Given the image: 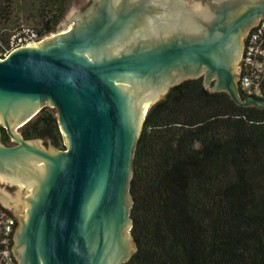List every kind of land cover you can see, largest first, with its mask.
Returning <instances> with one entry per match:
<instances>
[{"label": "water", "instance_id": "obj_1", "mask_svg": "<svg viewBox=\"0 0 264 264\" xmlns=\"http://www.w3.org/2000/svg\"><path fill=\"white\" fill-rule=\"evenodd\" d=\"M189 7L204 9L182 11ZM260 16L264 0H87L61 24L73 21L71 28L0 58V122L20 141L0 143V175L26 184L15 199L0 189V200L14 214L17 202L28 207L19 214L22 264L132 257L130 181L149 109L202 72L211 90L264 107L236 82L240 35ZM195 23L193 39H185L184 27ZM45 103L58 109L65 151L15 132Z\"/></svg>", "mask_w": 264, "mask_h": 264}, {"label": "trees", "instance_id": "obj_2", "mask_svg": "<svg viewBox=\"0 0 264 264\" xmlns=\"http://www.w3.org/2000/svg\"><path fill=\"white\" fill-rule=\"evenodd\" d=\"M66 1L0 0V54L24 29L51 31ZM39 8L41 27L25 24ZM22 134L66 148L47 106ZM133 167L137 249L124 264H264V107L186 79L149 109Z\"/></svg>", "mask_w": 264, "mask_h": 264}, {"label": "built area", "instance_id": "obj_3", "mask_svg": "<svg viewBox=\"0 0 264 264\" xmlns=\"http://www.w3.org/2000/svg\"><path fill=\"white\" fill-rule=\"evenodd\" d=\"M40 38L35 30L24 29L13 36L11 46L1 58L7 57L14 49L30 45ZM239 69L241 94L264 98V17L251 28L246 36ZM17 224L18 216L0 200V264H18L12 248Z\"/></svg>", "mask_w": 264, "mask_h": 264}, {"label": "rangeland", "instance_id": "obj_4", "mask_svg": "<svg viewBox=\"0 0 264 264\" xmlns=\"http://www.w3.org/2000/svg\"><path fill=\"white\" fill-rule=\"evenodd\" d=\"M86 1H87V0H67L66 3H65L64 6H63V11H62V13H61V18H60V20H59L56 24H54L53 29H52L51 31H48V32H47V31L43 32L42 35L40 36L41 38H40L38 41L33 42L32 44H34V43H38V42H42L45 38L53 37V36L57 35L58 33L62 32V31H65V30H67L68 28H71V27L73 26V21L69 22V23L67 24L66 27H63L61 24H62L64 21H66V20L70 17V15H71L76 9H78L79 7H81ZM185 1H186L187 3H192V2H194V1H191V0H185ZM54 6H55V7H53L54 9L57 8V5H54ZM40 11H41L40 8H39L38 10H36V17H35V19H31V20L25 21V24H27V25H29V26H34V27H36V28H40V27H41V24L38 23V21L41 19V16H40L41 13H40ZM1 57H2V55L0 54V58H1ZM240 61H241V60H240ZM236 66H237L236 71H240V69H238V68H239L238 63H236ZM214 83H215V80L211 81V83H210L209 86H210V87H213V86H214ZM166 94H167V93H165V94L163 95V97H164ZM163 97H162V98H163ZM162 98H161V99H162ZM44 106H47V107H49V108H52V109L56 110L57 115H58V109H57V107H56L55 105H51V104L45 103ZM44 106H43V107H44ZM36 115H37V114H36ZM36 115H35V116H36ZM35 116H34V117H35ZM58 119H59V118H58ZM0 124H2V123L0 122ZM2 125H3V124H2ZM5 126H6V125H5ZM7 130H8V128H7ZM15 132H16V133L19 132L20 135H23V134H22V127H21V128H17V127H15ZM32 140H42V141L38 142L39 147H41V146H45L46 149H49V141H50V140H46V139H44V138H33ZM0 143H2V144L5 145V146H16V145L20 144V141H17V140H15V139H13V137L10 135V137H9L8 140H7V142L4 141V140H2V139H0ZM50 143H51V145H52L53 147H55V148H57V149H60V150H63V151H65V150H67V149L69 148V146L65 143V141H64V143H65V145H66V148H59V147L55 146L51 141H50ZM19 184H23L24 186H26L25 183H22V182H11V181L5 179L4 177H2V176L0 175V189H3L8 195H10V197H11L12 199L17 198L18 193H17L16 191L22 189L21 186H20ZM17 207H18V208L20 209V211H21V212H19V214H26V211H27L28 207L25 208L24 203L17 202ZM19 214H16V215L18 216V218H19ZM19 226H20V224H19ZM128 233L131 234V229H130V228L128 229ZM132 241H133V243L136 245L135 240L132 239Z\"/></svg>", "mask_w": 264, "mask_h": 264}, {"label": "flooded vegetation", "instance_id": "obj_5", "mask_svg": "<svg viewBox=\"0 0 264 264\" xmlns=\"http://www.w3.org/2000/svg\"><path fill=\"white\" fill-rule=\"evenodd\" d=\"M205 3H208V1H210V0H203ZM217 3L215 2V5H216ZM204 8H199V9H195V8H191V7H189V8H185L184 10H182L184 13H192V12H194V13H199L200 11H202ZM262 18V16H260V17H258V18H256L255 20H254V22L251 24V25H249V26H247L246 27V29H245V31H243L242 32V34L240 35V53H239V56H238V59H237V63H238V65H240V60H241V56H242V54H243V50H244V47H245V43H246V36H247V34H248V32L251 30V28L260 20ZM195 21H197V20H195ZM187 27V26H186ZM186 27H184V30L182 31L183 32V36L185 37V39H189V40H192L193 39V37H194V34L196 33V30H197V24L195 23V24H192V26L190 27V31L189 32H187V29L188 28H186ZM186 28V29H185ZM195 30L194 32H193V30ZM239 69V68H238ZM236 73H237V78H236V82H237V85H238V87H239V78H240V72L239 71H236ZM204 75H205V72H202L198 77H202L203 78V82H204ZM194 78H197V77H194ZM217 79V77H214V78H212V81L213 80H216ZM3 128H5L6 129V132H7V134H8V138L10 137V133H9V131L7 130V128H6V126L5 125H2V124H0V139H2L3 138V136L5 135H3V133H4V130H3ZM3 140V139H2ZM14 212V211H13ZM15 213V212H14ZM19 224H20V221H19V218H18V224H17V227H16V234H15V236H14V245H13V249H14V254H15V256H16V258H17V260H18V264H22V261H21V258H20V251H21V248H20V246H19V244H18V240H17V235H18V230H19V228H18V226H19Z\"/></svg>", "mask_w": 264, "mask_h": 264}, {"label": "crops", "instance_id": "obj_6", "mask_svg": "<svg viewBox=\"0 0 264 264\" xmlns=\"http://www.w3.org/2000/svg\"><path fill=\"white\" fill-rule=\"evenodd\" d=\"M191 1H195V0H191ZM185 2H186V1H185ZM215 2H216V1L213 2V5H214L215 7H217V6H218V3L216 2L217 4L215 5Z\"/></svg>", "mask_w": 264, "mask_h": 264}, {"label": "bare ground", "instance_id": "obj_7", "mask_svg": "<svg viewBox=\"0 0 264 264\" xmlns=\"http://www.w3.org/2000/svg\"><path fill=\"white\" fill-rule=\"evenodd\" d=\"M10 196V195H9Z\"/></svg>", "mask_w": 264, "mask_h": 264}]
</instances>
